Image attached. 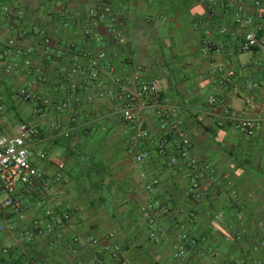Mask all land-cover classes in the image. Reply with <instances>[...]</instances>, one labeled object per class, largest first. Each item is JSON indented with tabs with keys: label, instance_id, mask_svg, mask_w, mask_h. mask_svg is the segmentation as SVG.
<instances>
[{
	"label": "crops",
	"instance_id": "obj_1",
	"mask_svg": "<svg viewBox=\"0 0 264 264\" xmlns=\"http://www.w3.org/2000/svg\"><path fill=\"white\" fill-rule=\"evenodd\" d=\"M238 7L264 41V0H0V134L31 124L39 130L36 151L66 160L55 182L56 166L35 158L51 188L21 191V208L3 209L0 264H264V48L241 49L247 27L235 22ZM108 24L122 40L110 38ZM19 30L26 36L10 46ZM212 41L224 51L209 48ZM102 50L99 71L109 87L111 70L132 71L136 63L160 80L192 142L196 191L187 168L174 173L170 152L156 149L161 134L151 109L131 124L118 100L82 84L90 56ZM73 80L78 101L69 99L60 114L53 104L65 100ZM22 87L52 105L38 110L19 95ZM211 95L219 98L215 108ZM223 106L258 118L255 134L235 128ZM57 120L70 136L54 130ZM146 147L151 156L137 162ZM153 178L159 182L148 190ZM6 197L0 182V205ZM38 217L44 233L30 237Z\"/></svg>",
	"mask_w": 264,
	"mask_h": 264
},
{
	"label": "built area",
	"instance_id": "obj_2",
	"mask_svg": "<svg viewBox=\"0 0 264 264\" xmlns=\"http://www.w3.org/2000/svg\"><path fill=\"white\" fill-rule=\"evenodd\" d=\"M235 22L240 26L247 27L243 35L241 49L243 51H250L254 47L259 46L264 48V41L258 37L257 30L252 23L250 17L244 15L242 8L238 7L235 10ZM108 31L110 38L114 40H122V34L117 30L113 24H108ZM89 33L87 29L85 31ZM26 32L19 30L15 38H11L8 42L10 46L14 45L17 38H23ZM46 48H51L50 39L45 38ZM209 48L214 49L216 52L224 51L225 45L221 42L212 41L209 43ZM55 54H62V50H53ZM4 52H0V57H3ZM106 52L99 51L97 54L90 56L89 71H82L83 79L82 84L86 86H99L101 91L98 93L99 98L107 100H118L117 110L120 112L124 121L135 123L142 111L151 109L154 114L159 118L160 137L154 144L160 153L170 152L169 163L173 167V172L177 174L179 171L178 166L186 167L188 170V178L191 183L192 190L196 191L199 188V179L195 168L198 165L197 159L192 156L191 147L192 142L190 137L182 130L181 122L177 117V109L170 100L165 97L161 92L160 80L158 78H149L145 75L142 65L139 63L134 64L132 71H124L122 73L112 74L114 87H109L100 74V67L106 59ZM28 63V62H27ZM71 73H81L79 68L74 67ZM229 74H234L232 70ZM253 87H257L258 83H253ZM80 89V84L73 80L70 89L66 91L65 100L53 104L55 109L64 114L69 108V101H78L77 91ZM19 95L26 101H35L40 107L38 110L48 108L52 105L51 99L31 91L27 87H22L18 90ZM70 99V100H69ZM208 102L212 107H217L219 98L211 95ZM248 106H254L251 99H247ZM223 116H225L235 128L240 130L246 135L252 136L258 128V118L252 116L241 115L229 106H223ZM53 128L59 134L66 137L71 135V128L65 127L63 122L57 120L53 124ZM141 136H148L149 132L142 129L139 133ZM39 139V130L28 123H20L15 133L0 134V182L2 183L3 190L7 193L6 199L0 205V214L4 208H14L18 210L22 206L21 191L32 190L40 192L41 194L47 193L51 188L50 180L45 178L44 172L36 165L35 158L49 159L55 166L56 172L54 176L55 182H61L66 168V160L60 154L49 153L47 151H36L35 144ZM151 156V149L146 147L136 155L137 162H143ZM188 160V161H186ZM159 182L158 178H153L147 184V189L152 190ZM168 207H165L167 210ZM46 216L54 217L55 212L53 209L45 211ZM70 217L69 212L62 215L63 219ZM43 219L38 217L33 221L34 231L29 232L30 237L34 232L44 233ZM4 225H0V229ZM184 238L187 234L183 235ZM180 253L184 252V245L180 247Z\"/></svg>",
	"mask_w": 264,
	"mask_h": 264
}]
</instances>
